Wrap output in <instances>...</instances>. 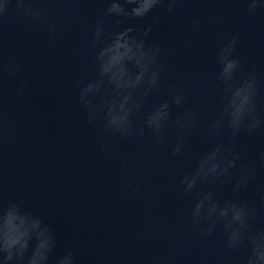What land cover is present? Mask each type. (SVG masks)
I'll return each mask as SVG.
<instances>
[{
    "label": "water",
    "instance_id": "water-1",
    "mask_svg": "<svg viewBox=\"0 0 264 264\" xmlns=\"http://www.w3.org/2000/svg\"><path fill=\"white\" fill-rule=\"evenodd\" d=\"M109 2L3 0L0 208L20 203L51 229V264L69 253L73 264H247L250 238L264 232V126L252 135L243 129L234 139L223 126L219 133L212 126L224 87L218 56L233 38V58L241 65L236 80L256 78L255 115L264 121V7L250 13V0H163L142 19H123L117 31L132 27L142 34L151 26L145 39L160 50L161 78L159 90L140 101L129 134L121 137L106 128L104 90L92 100L94 120L80 101L81 89L97 79L99 44L94 49L92 40ZM29 3L47 17L45 23L27 11ZM115 19L105 21L106 29L116 27ZM173 92L184 101L171 104L161 136H153L147 117L171 101ZM186 117L190 122L182 129L176 121ZM181 139V152L174 155ZM219 143L240 156L230 170L232 182H198L185 193L183 177ZM242 176L247 187L234 191ZM198 191L253 213L238 248L228 247L222 222L201 235L214 218L193 222Z\"/></svg>",
    "mask_w": 264,
    "mask_h": 264
},
{
    "label": "clouds",
    "instance_id": "clouds-1",
    "mask_svg": "<svg viewBox=\"0 0 264 264\" xmlns=\"http://www.w3.org/2000/svg\"><path fill=\"white\" fill-rule=\"evenodd\" d=\"M162 3L163 0H110L94 28L92 47L96 49L99 44L95 54L97 79L88 82L81 89L80 101L89 107V121L94 120L96 113L91 107L92 100L104 90L100 108H107L104 116L106 128L119 133L121 137L129 134L130 117L139 108L140 101L159 90L161 71L157 67L160 50L149 46L145 39L152 31L151 26L142 34H134L132 27H126L122 31H117L116 28L123 24V19L144 18ZM24 7L36 21H47V17L42 16L39 10L34 11L30 3ZM259 7H264V0H250L248 11L254 12ZM2 10L3 0H0V11ZM172 10L173 5L169 4L168 11ZM109 17L118 18L113 22L116 27H111L110 30L105 27V21ZM198 28L199 25H196L197 30ZM54 29L55 24L50 27V34ZM236 44L237 40L233 38L218 56V62L222 66L219 81L224 87L222 108L218 120L212 126L217 133L221 126L230 131V139H234L243 129L252 135L264 126V121L255 115L259 91L256 78L250 75L246 79L236 80V74L241 68L239 58H233ZM183 101L182 93L173 92L171 101H164L147 117V128L153 136H161L169 120L171 104L179 106ZM189 122L190 117L176 121L182 129ZM140 135L143 136V132ZM182 147L181 139L173 154H180ZM239 160L240 156L226 149L224 143L211 147L195 163L193 172L181 180L185 193H192L198 182L209 185L230 184V170L236 168ZM247 185L248 180L242 176L235 182L233 190L239 191ZM196 201L191 213L194 223L200 224L204 219L214 218L213 223L208 224L201 235H210L216 222H222L224 230L229 234L228 247L238 248L253 215L248 207L231 199L221 202L214 198L211 191L205 194L198 191ZM250 245L251 254L247 264H264V232L252 236ZM54 248L51 229L40 218L25 210L22 204L10 202L0 208V264H51ZM57 264H73L72 254L59 259Z\"/></svg>",
    "mask_w": 264,
    "mask_h": 264
}]
</instances>
